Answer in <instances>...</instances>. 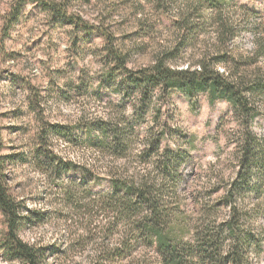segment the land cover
<instances>
[{
    "label": "clouds",
    "instance_id": "9594fccd",
    "mask_svg": "<svg viewBox=\"0 0 264 264\" xmlns=\"http://www.w3.org/2000/svg\"><path fill=\"white\" fill-rule=\"evenodd\" d=\"M0 264H264V0H0Z\"/></svg>",
    "mask_w": 264,
    "mask_h": 264
}]
</instances>
